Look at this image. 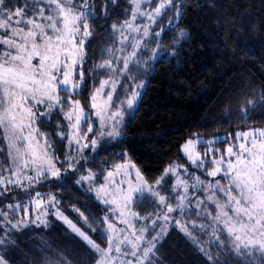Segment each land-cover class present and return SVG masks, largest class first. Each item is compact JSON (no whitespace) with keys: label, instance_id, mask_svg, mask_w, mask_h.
<instances>
[{"label":"snow or ice","instance_id":"6c2138e0","mask_svg":"<svg viewBox=\"0 0 264 264\" xmlns=\"http://www.w3.org/2000/svg\"><path fill=\"white\" fill-rule=\"evenodd\" d=\"M184 10L177 0H0V264H81L47 242L31 258L22 250L18 235L50 216L87 264H164L171 232L209 264H264V129L190 137L156 177L112 151L142 101L138 73L171 62L160 38ZM97 153H111L99 172ZM70 182L94 193L102 217L73 206L78 226L64 213L52 189L66 194Z\"/></svg>","mask_w":264,"mask_h":264},{"label":"trees","instance_id":"16d2710c","mask_svg":"<svg viewBox=\"0 0 264 264\" xmlns=\"http://www.w3.org/2000/svg\"><path fill=\"white\" fill-rule=\"evenodd\" d=\"M177 3L185 5L186 10L176 20L174 30L161 38V47L169 52L171 62L152 67L138 111L128 116L121 142L112 146V151L127 153L145 175L152 177L159 176L177 159L178 149L190 137L229 136L241 130L264 128V0ZM115 11L119 14L123 9ZM178 32L183 33L181 39ZM104 41V33H97L94 51L98 52ZM174 43L176 50L172 54ZM253 104L256 111L246 113ZM243 115L250 119H241ZM96 155L99 161H89V166L99 172L111 163V153ZM70 184L66 194L52 189L62 196L64 213L79 226L82 222L79 213L72 211L73 206L85 215L102 217V206L95 201V195ZM87 231L97 239L91 229ZM73 237L58 220L47 228L33 227L18 235L22 250L30 258L47 242L70 250L80 257L81 264H87L86 253ZM97 242L103 246L102 241ZM159 255L164 264H209L179 232L165 238Z\"/></svg>","mask_w":264,"mask_h":264},{"label":"rangeland","instance_id":"374dc122","mask_svg":"<svg viewBox=\"0 0 264 264\" xmlns=\"http://www.w3.org/2000/svg\"><path fill=\"white\" fill-rule=\"evenodd\" d=\"M168 22H169V18H167V19H165L164 20V24H158V25H155L154 26V29L156 30V31H160L162 28H164V27H167L168 26ZM175 22H176V19L175 20H172L171 19V23H172V25H175ZM181 33L182 32H178V39H181L183 36H181ZM162 38V37H161ZM160 38V39H161ZM153 47H155L154 45H153ZM151 70H152V67L147 71V72H141V73H138V83H143L144 84V86H145V79L147 80V76H148V74L151 72ZM127 118H128V116H126L125 117V122H126V120H127ZM251 129H264V128H251ZM248 130H250V129H248ZM247 131V130H246ZM219 136H221V137H224V136H227V135H219ZM200 137H203V136H200ZM214 137H216V136H214ZM214 137H211V138H206V137H203V138H205V140H208V139H213ZM193 138H195V137H193ZM226 147H227V145H226ZM94 170V169H93ZM96 171V170H95ZM86 185H85V187H84V189H86ZM94 194V193H93ZM49 220L51 221V223H54V221H56V219H55V217H49ZM61 222V221H60ZM79 226V225H78ZM205 239H208V237H205ZM214 253V252H213ZM215 254V253H214Z\"/></svg>","mask_w":264,"mask_h":264}]
</instances>
